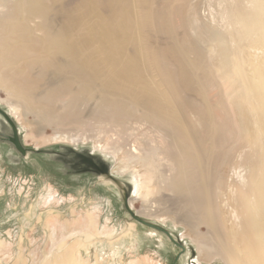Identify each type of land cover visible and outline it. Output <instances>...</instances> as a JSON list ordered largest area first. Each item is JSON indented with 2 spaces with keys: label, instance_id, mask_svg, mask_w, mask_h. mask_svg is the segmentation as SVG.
<instances>
[{
  "label": "bare ground",
  "instance_id": "6f19581e",
  "mask_svg": "<svg viewBox=\"0 0 264 264\" xmlns=\"http://www.w3.org/2000/svg\"><path fill=\"white\" fill-rule=\"evenodd\" d=\"M175 1L185 4L0 0V88L14 115L39 123L79 125L91 106L97 120L147 124L154 148L135 141L112 172H134L135 199L158 193L151 205H168L222 263L264 264V0L232 3L231 31L196 51L173 37ZM153 27L172 41L167 50L144 40ZM207 49L218 53L212 65Z\"/></svg>",
  "mask_w": 264,
  "mask_h": 264
},
{
  "label": "rangeland",
  "instance_id": "374dc122",
  "mask_svg": "<svg viewBox=\"0 0 264 264\" xmlns=\"http://www.w3.org/2000/svg\"><path fill=\"white\" fill-rule=\"evenodd\" d=\"M235 1L185 0L182 7L175 1L173 10L168 11L174 21L176 42L187 44L195 51V47H205V41L212 46L218 45L217 41L223 40L218 37L217 30L228 33L232 29L227 14L228 7ZM192 3L197 4L199 18L194 25L190 14ZM155 28L147 30L144 40L167 50L172 41L159 30L153 31ZM207 54L211 57V65L217 62L218 53L207 49ZM213 71L215 77L223 72L214 66ZM231 79L237 85L242 84L236 74L231 73ZM7 100L8 96L0 88V108L16 123L25 148L57 150L64 146L81 153L89 151L90 156L98 155L106 160L111 174L125 187H130L131 211L162 226L172 239L184 245L185 251L176 264H224L210 255L207 248L200 247L195 233L176 220L168 205L159 210L155 207L157 204L153 202L160 198L158 193L150 195L146 202L135 199L134 172L119 176L112 172L119 167L117 157L132 152L135 141L142 143V152L154 148L148 140L153 129L147 124L136 122L141 130L133 128V123L114 125L95 119L93 107L84 106L80 109L79 125L59 127L39 123L31 114L14 115ZM0 132L7 133L8 128L0 125ZM55 137L66 138V141H49ZM82 163L83 167L75 169L78 175H74L52 156L28 154L21 158L9 144L0 140V264H172L179 248L163 234L131 220L123 208L121 193L104 183L103 176L89 173L95 165L90 167L84 159ZM195 230L209 240L203 226Z\"/></svg>",
  "mask_w": 264,
  "mask_h": 264
},
{
  "label": "water",
  "instance_id": "95a60500",
  "mask_svg": "<svg viewBox=\"0 0 264 264\" xmlns=\"http://www.w3.org/2000/svg\"><path fill=\"white\" fill-rule=\"evenodd\" d=\"M0 115L5 119L8 125L11 128V136H3L4 141L10 145V147L21 157L26 158L28 154L34 155H48L52 156L55 161L61 163L66 170L70 171L74 175H78L76 168H81L82 160L84 159V163H88L93 167L95 165L94 170H92V175L96 176H104L108 181L111 182V185L115 187L121 193L122 205L126 213L129 215L130 219L135 221L137 224L155 230L172 242L176 247L179 248V253L173 258L172 264H176L178 257L185 251V247L180 241H175L172 239L170 233L164 229L162 226L151 223L140 218L137 214L131 211L128 200L130 198L129 194V186L125 187V185L118 179L113 176L110 172V164L107 163L106 160H102L98 155L90 156L89 151L87 153H81L76 150L70 149L68 147H59L57 150H37V149H28L25 148L22 144V140L19 137V131L16 123L10 117V115L0 108ZM99 160V161H98ZM99 165L101 167H99ZM92 169V168H91ZM77 173H76V172ZM84 173V172H82ZM129 187V188H128Z\"/></svg>",
  "mask_w": 264,
  "mask_h": 264
},
{
  "label": "flooded vegetation",
  "instance_id": "af4514ba",
  "mask_svg": "<svg viewBox=\"0 0 264 264\" xmlns=\"http://www.w3.org/2000/svg\"><path fill=\"white\" fill-rule=\"evenodd\" d=\"M0 125H4L8 128V132L7 133H2L0 132V140H3L4 141V138L3 136H11V128L10 126L8 125V123L5 121V119L0 115ZM20 137V135H19ZM21 138V137H20ZM21 140V139H20ZM5 142V141H4ZM6 143V142H5ZM8 144V143H7Z\"/></svg>",
  "mask_w": 264,
  "mask_h": 264
}]
</instances>
